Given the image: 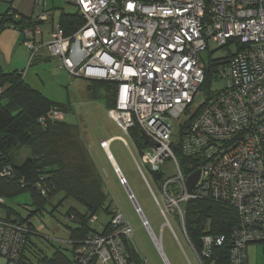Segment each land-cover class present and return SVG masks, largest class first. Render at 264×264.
<instances>
[{
    "label": "built area",
    "instance_id": "obj_1",
    "mask_svg": "<svg viewBox=\"0 0 264 264\" xmlns=\"http://www.w3.org/2000/svg\"><path fill=\"white\" fill-rule=\"evenodd\" d=\"M65 1L76 7L82 25L70 37L59 24L52 25L44 42L40 24L49 15L37 0V12L20 29L29 51L27 63L44 50L72 77L116 83L115 104L107 113L125 135L132 138L133 129L140 135L143 148L134 142L139 156L134 161L159 191L164 208L155 201L165 220L162 227L175 235L172 219L196 262L203 264L226 238L206 233L196 249L185 230L186 204L209 200L231 207L238 224L230 231L229 264H248V246L264 245V0ZM226 45L233 55L214 59L207 96L202 54ZM216 81H224L225 87L212 91ZM201 97L200 106L189 113ZM64 116L53 107L38 122H63ZM111 141L100 139L99 147L112 162ZM173 146H178L180 158ZM112 164L142 225L153 233L126 179ZM167 164L174 170L170 175L164 172ZM10 170L3 169L0 176H10ZM195 172L198 178L188 190L187 178ZM96 220L91 216L89 224ZM108 227L106 234L68 241L72 264H134L124 244V239L131 243L133 231L118 209ZM31 233L26 224L0 218V264H22ZM152 238L165 260L160 239Z\"/></svg>",
    "mask_w": 264,
    "mask_h": 264
},
{
    "label": "trees",
    "instance_id": "obj_2",
    "mask_svg": "<svg viewBox=\"0 0 264 264\" xmlns=\"http://www.w3.org/2000/svg\"><path fill=\"white\" fill-rule=\"evenodd\" d=\"M7 19L9 21H6ZM28 19L16 18L15 14L5 12L0 15V31L10 25L20 30ZM59 25L64 35L70 37L82 25V20L77 13L62 10ZM220 50H225L228 58L233 55L228 45ZM216 62L217 60H209L206 63L202 89L206 91L207 96H210L208 87L215 72ZM90 82L88 90H93L94 97H103L107 109L112 108L116 98V83L108 80ZM53 107L65 113L68 111L66 105L50 101L27 84L22 72L0 70V172L7 167L11 169L10 176H0V198L3 199L0 203V218L8 222L26 224L32 232L27 236L22 264H33L26 255L30 236L36 235L30 218L44 210L57 197L60 198L57 206H61L67 199H72L84 208L83 212L70 208L65 214V222L73 224L71 227L67 226L70 242H79L90 234L99 233L90 227V217L101 210L111 216L114 210L111 209L112 203L105 207L107 195L104 192L103 177L98 174L89 155H82L78 162L67 161L66 151L80 150L71 136L70 124L66 121H46L44 125L39 124L38 120ZM131 136L137 147L143 148L136 129L131 131ZM23 147L29 149L30 156L20 164L12 162L10 152ZM173 150L180 158L178 146H173ZM159 176L155 175V178L158 179ZM41 189L44 194L40 192ZM22 193L29 194L30 204L35 207V211L27 216L18 215L5 202ZM1 211L4 212L3 215ZM237 224V213L231 207L209 200H195L186 204L185 230L196 249L200 248V239L206 233L224 235L226 238L224 245L214 249L211 259L204 260L203 264H229L230 231ZM102 232H109L108 223ZM124 244L130 261L134 264H144L132 244L125 239ZM71 252L69 259L64 251L56 250L51 259H42L39 264H72Z\"/></svg>",
    "mask_w": 264,
    "mask_h": 264
},
{
    "label": "rangeland",
    "instance_id": "obj_3",
    "mask_svg": "<svg viewBox=\"0 0 264 264\" xmlns=\"http://www.w3.org/2000/svg\"><path fill=\"white\" fill-rule=\"evenodd\" d=\"M11 1L0 0V14L5 12ZM42 1L46 10L51 7V0ZM55 3L59 5L63 1L57 0ZM63 4L67 11L77 13L75 6L67 4L66 1ZM54 19L53 25L55 26L58 22L57 16ZM50 24L47 23L41 26L46 36ZM22 45L24 46L23 43ZM0 47V65L7 69L14 50V38L11 28L8 27L0 31ZM26 51L29 57L27 48ZM42 53L45 54L46 52L43 51ZM225 53V50H217L212 54L205 52L202 56L205 63H207L209 60L221 58ZM45 55L48 56L47 53ZM35 59L28 64L27 58L26 66L21 69L25 82L41 92L50 101L68 107V111L64 112V122L70 124L71 136L73 141L79 145L80 150L66 151L67 161L78 162L82 155L86 157L89 155L98 174L103 177L104 192L107 195L105 207L112 203L111 209H118L132 228L131 244L141 257L142 263L198 264L180 228L170 216L168 217L171 219V226L175 235L167 226L162 227L165 220L161 216L155 201V198H157L158 203L163 206L159 191L151 176L145 170L143 174L139 172L134 161V159L139 161L134 139L125 135L108 116L106 100L103 97H94L93 90H88L91 82L80 77L70 76L56 58L47 57V59L38 61ZM224 87V81H216L211 85V90H221ZM202 101V97L197 99L191 106L189 113L194 112ZM184 119H187V117H184ZM176 136H172V140H175ZM110 137H114V139L108 145L109 153L126 179L127 186L145 219L149 222L153 234L158 240L160 239L165 260L154 243V238L142 225L140 216L135 212V207L128 199L127 190L118 184L116 175L113 172L112 162L107 159L106 152L99 147L100 139L108 140ZM127 146L132 151L133 158ZM9 156L12 162L20 164L30 156V151L27 147H23L12 150ZM173 171L168 164L164 168L166 175L172 174ZM58 199L60 198L57 197L51 201L44 210L30 218L36 235L30 236L29 249L26 251V255L33 264H39L45 258L51 259L56 250L64 251L66 257L71 258V247L68 244L70 231L67 226L71 227L73 224L66 223L64 217L70 208H74L79 212H83L84 208L72 199H67L61 206H57ZM5 202L20 216H27L35 211V207L30 204L31 200L28 193H22L12 199H7ZM3 213L1 211V215ZM96 219V222L90 224V227L100 233L110 220V216L101 210L96 213ZM247 259L248 264H264V245H249Z\"/></svg>",
    "mask_w": 264,
    "mask_h": 264
},
{
    "label": "crops",
    "instance_id": "obj_4",
    "mask_svg": "<svg viewBox=\"0 0 264 264\" xmlns=\"http://www.w3.org/2000/svg\"><path fill=\"white\" fill-rule=\"evenodd\" d=\"M63 3H65L64 0ZM36 2L37 0H12L8 6V8L5 10V12H8V14H15V17H21V18H30L32 17L36 12H37V6H36ZM55 2H57V0H51V7L47 8V12L49 15V20L47 22L41 23L40 27L42 25H45L47 23H51L50 27L47 29V36L44 33V31L42 30L43 33V41L46 42L49 40V36H50V31L52 29V25L54 24V17L57 16L58 18V22L57 24H59V16L62 10H64L65 12L71 13L69 11H67V9L65 8L64 4H56ZM55 10H57L55 12ZM4 12V13H5ZM1 13L0 15L4 14ZM6 21H9V19H7ZM11 31H13V38H14V50L12 53V56L10 57V61L8 64L9 68H4L3 65H0V70L3 72H10V71H19L22 72V68L24 66H26V61L28 57L26 48L22 45V35L20 33L19 29H15L12 27V25H10ZM14 31H18V32H14ZM4 39V38H3ZM1 48V47H0ZM44 50H42L40 52V54L36 57V61L40 60V59H47V57L44 53H42ZM61 65V64H60ZM62 66V65H61ZM114 137H110L108 140H113ZM112 163H114L116 165V162L114 161V159L112 158Z\"/></svg>",
    "mask_w": 264,
    "mask_h": 264
},
{
    "label": "water",
    "instance_id": "obj_5",
    "mask_svg": "<svg viewBox=\"0 0 264 264\" xmlns=\"http://www.w3.org/2000/svg\"><path fill=\"white\" fill-rule=\"evenodd\" d=\"M141 137L143 139L144 145H146L147 144V138L144 135H142ZM197 178H198V172H195L194 174L190 175L187 178L188 190H191L193 188L194 184L196 183ZM127 191H128V189H127ZM150 234H152V237H153V233H150Z\"/></svg>",
    "mask_w": 264,
    "mask_h": 264
},
{
    "label": "bare ground",
    "instance_id": "obj_6",
    "mask_svg": "<svg viewBox=\"0 0 264 264\" xmlns=\"http://www.w3.org/2000/svg\"><path fill=\"white\" fill-rule=\"evenodd\" d=\"M158 243H159V241H158Z\"/></svg>",
    "mask_w": 264,
    "mask_h": 264
}]
</instances>
